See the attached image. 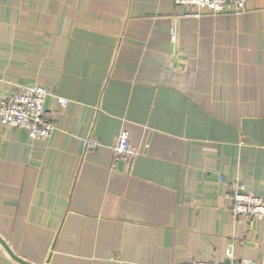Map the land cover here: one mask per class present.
Masks as SVG:
<instances>
[{
  "label": "crops",
  "instance_id": "crops-1",
  "mask_svg": "<svg viewBox=\"0 0 264 264\" xmlns=\"http://www.w3.org/2000/svg\"><path fill=\"white\" fill-rule=\"evenodd\" d=\"M0 0V100L41 85L46 138L0 124V238L31 264H264V0ZM173 29V34L170 33ZM61 99H67L65 106ZM121 130L139 154L113 160ZM91 135L101 145L83 150ZM0 264H22L0 243Z\"/></svg>",
  "mask_w": 264,
  "mask_h": 264
},
{
  "label": "built area",
  "instance_id": "built-area-1",
  "mask_svg": "<svg viewBox=\"0 0 264 264\" xmlns=\"http://www.w3.org/2000/svg\"><path fill=\"white\" fill-rule=\"evenodd\" d=\"M175 5L189 8L188 15L198 17L203 11L212 14L231 12L239 14L246 8V0H173ZM173 29L170 33L173 34ZM48 95L41 85H18L13 94L0 100V124L5 127L24 129L30 139L48 137L54 124L45 115L44 101ZM67 99H61L65 106ZM83 150H92L101 142L88 135L81 140ZM113 160L124 159L131 163L139 154V147L130 142L125 130H121L111 144ZM230 202L234 219H264V199L246 190L244 183L235 181L225 194ZM175 264H238L231 258L224 261H188Z\"/></svg>",
  "mask_w": 264,
  "mask_h": 264
},
{
  "label": "water",
  "instance_id": "water-1",
  "mask_svg": "<svg viewBox=\"0 0 264 264\" xmlns=\"http://www.w3.org/2000/svg\"><path fill=\"white\" fill-rule=\"evenodd\" d=\"M0 243L3 245V247L5 248V250L8 252V254L15 260H17L18 262L22 263V264H31L19 257H17L16 255L13 254V252L9 249V247L5 244V242L0 238Z\"/></svg>",
  "mask_w": 264,
  "mask_h": 264
}]
</instances>
